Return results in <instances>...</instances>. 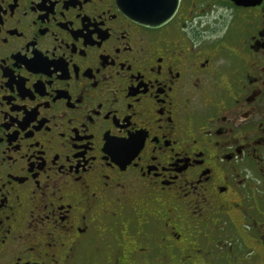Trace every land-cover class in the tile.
Masks as SVG:
<instances>
[{"label": "flooded vegetation", "instance_id": "af4514ba", "mask_svg": "<svg viewBox=\"0 0 264 264\" xmlns=\"http://www.w3.org/2000/svg\"><path fill=\"white\" fill-rule=\"evenodd\" d=\"M162 2L0 0V264H264V0Z\"/></svg>", "mask_w": 264, "mask_h": 264}, {"label": "water", "instance_id": "95a60500", "mask_svg": "<svg viewBox=\"0 0 264 264\" xmlns=\"http://www.w3.org/2000/svg\"><path fill=\"white\" fill-rule=\"evenodd\" d=\"M125 6L126 10L130 13L131 18H134L136 21L143 23L145 20V15L148 13H159L160 9L163 8V2L161 0L158 4H148L143 2V0H119ZM237 6L251 7L259 5L262 0H231ZM169 14V13H168ZM172 15V14H171ZM171 15L163 18V22H155L158 18H155V23H164L167 22ZM161 20V19H160Z\"/></svg>", "mask_w": 264, "mask_h": 264}, {"label": "snow or ice", "instance_id": "6c2138e0", "mask_svg": "<svg viewBox=\"0 0 264 264\" xmlns=\"http://www.w3.org/2000/svg\"><path fill=\"white\" fill-rule=\"evenodd\" d=\"M143 2L148 4H158L161 2V0H143Z\"/></svg>", "mask_w": 264, "mask_h": 264}, {"label": "rangeland", "instance_id": "374dc122", "mask_svg": "<svg viewBox=\"0 0 264 264\" xmlns=\"http://www.w3.org/2000/svg\"><path fill=\"white\" fill-rule=\"evenodd\" d=\"M231 18V16H229V17H226V25H228L229 24V22H230V19Z\"/></svg>", "mask_w": 264, "mask_h": 264}]
</instances>
